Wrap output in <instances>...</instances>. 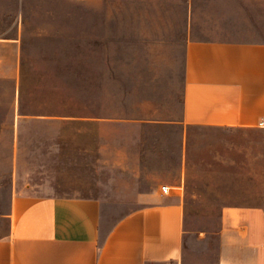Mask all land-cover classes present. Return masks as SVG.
I'll use <instances>...</instances> for the list:
<instances>
[{"label": "rangeland", "instance_id": "rangeland-1", "mask_svg": "<svg viewBox=\"0 0 264 264\" xmlns=\"http://www.w3.org/2000/svg\"><path fill=\"white\" fill-rule=\"evenodd\" d=\"M103 2V10L93 12L82 0H24L28 29L17 85L0 78V213L8 206L14 167L28 188L106 195L108 223L142 204L139 193L162 183L182 184L173 191L184 206L188 263L215 264L223 207H264V133L189 127L186 170L180 173L178 130L148 127L139 154L136 147L116 153L119 137L109 135L107 162L84 166L82 126L69 121L72 116L135 115L156 106L180 112L183 104L184 52L158 45L177 38L179 12L163 20L148 0ZM11 5L17 4L0 8ZM2 13L5 28L15 13ZM5 54L0 74L12 64V53ZM13 123L23 124L22 131L13 132ZM97 157L92 149V159ZM124 161L136 170L123 169ZM100 180L106 183L98 186ZM5 229L0 221V234Z\"/></svg>", "mask_w": 264, "mask_h": 264}, {"label": "crops", "instance_id": "crops-1", "mask_svg": "<svg viewBox=\"0 0 264 264\" xmlns=\"http://www.w3.org/2000/svg\"><path fill=\"white\" fill-rule=\"evenodd\" d=\"M82 1L93 12L105 6L103 0ZM148 1L163 13V20L172 11L180 14L173 33L177 38L158 45L184 52L181 110L156 106L135 115L72 116L69 121L82 126L84 166L93 162L100 167L107 162L109 135L119 137L116 153L130 154L136 147L139 154L148 127L159 132L178 130L180 173L186 170L189 127L264 133V0ZM12 3L17 5L0 8V18L4 10L15 13L11 24L0 25V72L5 53H12V64L0 78L16 87L19 53L28 27L24 0H0L1 5ZM23 127L13 123L12 131L21 132ZM92 149L98 153L96 160ZM122 163L123 169L136 170L131 163ZM10 176L8 206L0 213V221L6 224L0 234V264H189L184 206L173 191L182 184L162 183L151 192L139 193L142 204L108 223L109 198L102 193L60 194L44 185L28 188L15 167ZM105 183L100 180L98 186ZM163 184L173 189L170 195L162 194ZM220 225L215 264H264V207L225 205Z\"/></svg>", "mask_w": 264, "mask_h": 264}, {"label": "built area", "instance_id": "built-area-1", "mask_svg": "<svg viewBox=\"0 0 264 264\" xmlns=\"http://www.w3.org/2000/svg\"><path fill=\"white\" fill-rule=\"evenodd\" d=\"M161 192H162V194H164V195H170L171 194V192H172V188H171V186L170 185H167V184H163V185H161Z\"/></svg>", "mask_w": 264, "mask_h": 264}]
</instances>
